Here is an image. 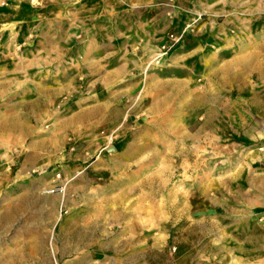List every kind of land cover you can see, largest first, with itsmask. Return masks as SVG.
I'll use <instances>...</instances> for the list:
<instances>
[{
	"label": "rangeland",
	"instance_id": "obj_1",
	"mask_svg": "<svg viewBox=\"0 0 264 264\" xmlns=\"http://www.w3.org/2000/svg\"><path fill=\"white\" fill-rule=\"evenodd\" d=\"M179 1L0 0V264H264V38Z\"/></svg>",
	"mask_w": 264,
	"mask_h": 264
},
{
	"label": "crops",
	"instance_id": "obj_2",
	"mask_svg": "<svg viewBox=\"0 0 264 264\" xmlns=\"http://www.w3.org/2000/svg\"><path fill=\"white\" fill-rule=\"evenodd\" d=\"M182 1H185L186 4H181ZM190 1H193V0H190ZM179 3L183 6V10L182 11H178L176 13H174V18L172 20V24H174V26L180 28L189 18V15L191 13H193L195 10L197 4H194L192 2H189L188 0H180ZM244 13V14H242ZM262 14L263 17H258L256 18V14ZM238 18V22L237 24H242V27H244L246 30V36L248 38L247 41H245V43L247 44H250V42L252 41V39H255L257 36H260V37H263L264 38V31L262 32V35H256V31H255V24L256 22H258V24L256 25H264V0H263V3H260V6L257 8V3L255 2V0H248V4H247V10L245 11H241V14L240 15H237L236 16ZM262 47L264 48V42H263V45ZM252 48V46H248L247 49L248 51L250 52V49ZM254 49H255V46H254ZM246 53L242 56V59H246L247 57L249 58L252 53L254 56V50H252L251 53ZM250 54V55H249ZM249 55V56H248ZM241 59V58H240ZM7 148H9V146H7ZM8 174H4V175H1L0 176V179L3 180H7L5 182H9V177H7ZM2 180H0V184L2 182ZM84 187V186H83ZM126 229V233H130L129 231V226L125 227ZM133 236V234H132ZM128 238H131V237H128ZM124 243H129L130 241L129 240H126L124 239ZM154 251V250H152ZM127 264V263H126Z\"/></svg>",
	"mask_w": 264,
	"mask_h": 264
}]
</instances>
